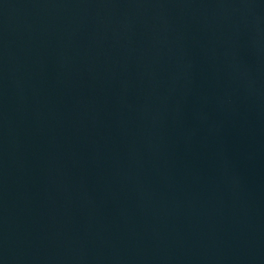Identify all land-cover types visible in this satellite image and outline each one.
Segmentation results:
<instances>
[{"label":"water","instance_id":"obj_1","mask_svg":"<svg viewBox=\"0 0 264 264\" xmlns=\"http://www.w3.org/2000/svg\"><path fill=\"white\" fill-rule=\"evenodd\" d=\"M0 264H264V0H0Z\"/></svg>","mask_w":264,"mask_h":264}]
</instances>
